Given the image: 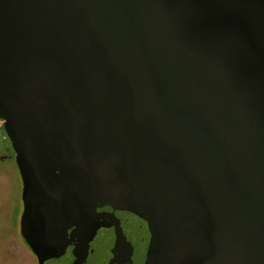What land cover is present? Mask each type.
Instances as JSON below:
<instances>
[{
  "label": "water",
  "instance_id": "95a60500",
  "mask_svg": "<svg viewBox=\"0 0 264 264\" xmlns=\"http://www.w3.org/2000/svg\"><path fill=\"white\" fill-rule=\"evenodd\" d=\"M0 118L39 260L107 203L144 264H264V0H0Z\"/></svg>",
  "mask_w": 264,
  "mask_h": 264
},
{
  "label": "flooded vegetation",
  "instance_id": "af4514ba",
  "mask_svg": "<svg viewBox=\"0 0 264 264\" xmlns=\"http://www.w3.org/2000/svg\"><path fill=\"white\" fill-rule=\"evenodd\" d=\"M11 153L14 154L5 133L1 134L0 159L11 156ZM20 205L22 210V199ZM95 210L98 225L86 240L77 239L74 230L71 231L72 224L66 228L67 241L63 250L42 260L21 236L19 214V236L30 252L29 258L22 264H144L149 241L145 220L134 212L107 203L96 206Z\"/></svg>",
  "mask_w": 264,
  "mask_h": 264
},
{
  "label": "rangeland",
  "instance_id": "374dc122",
  "mask_svg": "<svg viewBox=\"0 0 264 264\" xmlns=\"http://www.w3.org/2000/svg\"><path fill=\"white\" fill-rule=\"evenodd\" d=\"M4 133L1 125L0 135ZM20 193V175L11 153L0 159V264H22L30 256L18 231Z\"/></svg>",
  "mask_w": 264,
  "mask_h": 264
},
{
  "label": "built area",
  "instance_id": "2783aa9c",
  "mask_svg": "<svg viewBox=\"0 0 264 264\" xmlns=\"http://www.w3.org/2000/svg\"><path fill=\"white\" fill-rule=\"evenodd\" d=\"M2 123H3V119H2V118H0V126L2 125Z\"/></svg>",
  "mask_w": 264,
  "mask_h": 264
}]
</instances>
